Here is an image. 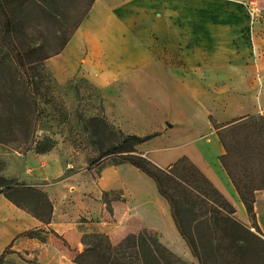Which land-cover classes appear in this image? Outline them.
Segmentation results:
<instances>
[{
    "label": "crops",
    "instance_id": "crops-1",
    "mask_svg": "<svg viewBox=\"0 0 264 264\" xmlns=\"http://www.w3.org/2000/svg\"><path fill=\"white\" fill-rule=\"evenodd\" d=\"M163 1L94 0L61 53L47 59V67L59 80L82 72L98 87L107 116H112L114 108L120 111L112 121L116 127L139 137L155 134L136 145L140 155L160 168L188 158L228 199L239 221L250 226L244 205L221 165L224 147L213 125L247 114H264V34L258 30L262 24L259 20L250 40L246 18L237 24L228 21L224 25L228 37L220 42L214 38L213 29L219 23L212 22L211 6L198 8L195 15L208 16L209 22L183 26L195 32V41L184 52L181 14L158 8L163 5L155 2ZM136 2L146 6L135 12ZM167 33L174 36L169 38ZM185 64L191 65L190 73H184ZM222 94L225 96L217 98ZM182 98L195 103L189 101L192 107L182 104ZM142 102L148 105L146 110L141 109ZM132 106L139 110H124ZM3 173L10 175L7 169ZM99 173L96 185L88 186L87 192L93 190L97 200L101 193L118 190L120 197L112 200L108 217L99 200H92L93 208L78 210L77 219L83 217L88 223L52 210L51 222L44 224L0 194V254L8 247L28 257L69 264L70 252L56 235L81 251L84 232L104 233L113 245L144 229L158 235L173 251L181 248L169 204L148 175L128 162L104 167ZM254 198V220L264 237V189L256 190ZM37 230L42 238L21 235Z\"/></svg>",
    "mask_w": 264,
    "mask_h": 264
},
{
    "label": "trees",
    "instance_id": "trees-1",
    "mask_svg": "<svg viewBox=\"0 0 264 264\" xmlns=\"http://www.w3.org/2000/svg\"><path fill=\"white\" fill-rule=\"evenodd\" d=\"M82 4L75 22L62 32L57 44H51L50 24H60L66 10ZM94 0H0V144L24 145L37 131L39 111L38 94L41 83H53L43 63L61 53L75 30L89 12ZM59 39V37H56ZM49 86L45 87L47 90ZM46 95V93H44ZM49 102V97L45 98ZM257 115L214 124L216 134L224 147L220 162L231 184L241 199L250 226L235 215V209L208 178L185 157L160 168L135 150V146L155 136L125 134L120 143L110 146L101 157L114 154L121 163H130L154 182L159 194L168 202L171 217L194 259L189 263L163 246L156 236L146 230L128 234L117 244H111L102 233L84 234L91 242H84L82 253L76 255V264H264V237L253 214L254 192L264 189V139L259 137L254 122ZM229 139V141H227ZM43 153L53 146V140H30L27 149ZM241 165V173L234 169ZM17 193L21 198H15ZM0 194L18 208L28 209L35 195L42 196L47 214L34 218L49 224L52 206L47 196L14 179L0 178ZM107 193H103V196ZM37 231H25V234ZM4 254L0 255V263Z\"/></svg>",
    "mask_w": 264,
    "mask_h": 264
},
{
    "label": "rangeland",
    "instance_id": "rangeland-1",
    "mask_svg": "<svg viewBox=\"0 0 264 264\" xmlns=\"http://www.w3.org/2000/svg\"><path fill=\"white\" fill-rule=\"evenodd\" d=\"M250 1L256 2L257 6L261 9L258 21L260 20L262 26H260L258 30L262 36L264 34V0H164L161 3L155 2V4L163 5L158 8L165 11L172 10L181 14L179 17V23L182 26V32L180 33L182 37L181 50L185 52L186 49H189L192 42L195 41V37L193 36L195 32H190L188 29L183 28V26L209 22L208 16L205 19L198 14L195 15L198 8L211 6L212 22L219 23L218 29H213L214 38L215 40L223 42L228 37V31L225 30L227 26H224L228 21L237 24L238 22H243L245 18L247 21L249 20L245 5ZM168 2H170V4ZM81 5L82 4H78V6H75V9H73L74 6H72L70 2L63 3L66 12L64 16L61 17L60 24H50L46 27L51 33L49 35H52V40L50 41L52 45L57 44L62 36V30L54 36L53 32L55 33L56 28H59L61 25L63 29L69 28L75 22L77 14L83 8ZM145 6L146 4L136 2V4L133 5V10L139 12L140 9ZM193 9H195L194 12ZM185 12H187V15L183 16L182 14ZM258 21L253 24L252 31H257ZM167 24H169V22H165L164 25L167 26ZM234 30L235 29H233V31ZM173 36L174 34L167 33V37L172 38ZM56 37H59V39ZM176 54L179 55L178 52ZM170 55L174 57L175 53H170ZM47 59L44 61L43 66L52 76L53 83L49 84L44 82L40 85L38 94V99H40L39 111L35 113V116H37V131L24 145L19 144V142L18 144H0V178L14 179L19 184L23 183L33 190L43 192L50 201L52 210H55L56 213L61 211L78 223H88V220L83 217L77 219L78 210L93 208L94 204L92 200H96L92 194L93 190L87 192L89 189L87 187L94 188L102 168L121 163L120 158L114 154L101 158L100 155L110 148V146L120 143L121 138L129 133L122 132L112 123L120 111L114 108L110 111L112 112V116H107L98 87L89 82L82 72L78 71L72 76L59 80L47 67ZM190 68L191 65L185 64L183 66L184 73H190ZM252 84L253 81L250 79V88ZM47 86H49V88L46 90L45 87ZM115 92H117V90H115ZM44 93H46V95H44ZM43 96L45 98L49 97L51 100L45 102ZM221 96L225 95H218L217 98ZM189 101L193 104L195 103L193 100L186 99L184 101V98H182L181 103L185 104L186 102L187 105L189 104L192 107L193 105L189 103ZM145 104L146 103L143 102L141 103V109L146 110L148 105ZM191 109H194L192 110L193 114L197 113L195 111L196 108ZM124 110L136 112V110H139V107H125ZM145 113H147L146 117L150 120V112L146 111ZM256 115L258 118L254 120V122H256L255 128L259 133V137L263 140L264 114ZM209 118L210 122L213 123V119L211 117ZM44 136L53 140V146L48 151L43 153L37 152L34 145L31 149H27L30 140L41 141ZM227 141H229V139H227ZM240 167V164L235 165L234 169H236L238 173H241L242 168ZM5 169L9 171L10 175H5L3 173ZM106 193L107 194L104 196L103 193H101L97 200L101 202L102 209L108 217V214L111 213V202L112 200L119 199L120 191L112 190ZM12 196L19 199L21 198L17 193H12ZM32 198L33 200L37 199L36 204L34 201H28L29 199L27 198L22 200L23 202H33L30 205L27 204L28 209L33 210L41 217L45 216L47 214V207L45 206L43 197L35 195ZM28 209L22 210L30 214ZM81 227L87 228L88 225L82 224ZM92 233L91 231H87L82 234L80 239L82 244L81 251L70 248L65 238L56 235L63 249L70 252L71 261L69 264H71V262L72 264H76L74 259L76 255L83 252L85 248L84 242H91L92 239L84 234ZM147 233L156 236L159 241L158 235L150 232ZM21 235L28 238H42L39 232L30 234L22 233ZM181 240V248L175 251L169 247L167 248L174 255L191 263L194 261L191 252L182 237ZM160 243L165 246L162 242ZM1 254H4V259L0 264H57L58 262L57 260L51 261L48 258L43 259L38 256L32 258L24 254L21 255L20 253L10 251L8 247Z\"/></svg>",
    "mask_w": 264,
    "mask_h": 264
},
{
    "label": "built area",
    "instance_id": "built-area-1",
    "mask_svg": "<svg viewBox=\"0 0 264 264\" xmlns=\"http://www.w3.org/2000/svg\"><path fill=\"white\" fill-rule=\"evenodd\" d=\"M247 15H248V22H247V30L249 33L250 40L252 39V26L258 21L260 16L261 9L257 6L256 2L250 1L245 5ZM252 52H254V46H252Z\"/></svg>",
    "mask_w": 264,
    "mask_h": 264
}]
</instances>
